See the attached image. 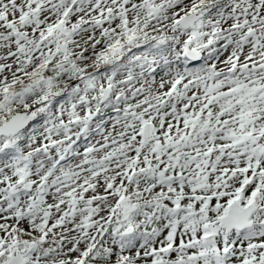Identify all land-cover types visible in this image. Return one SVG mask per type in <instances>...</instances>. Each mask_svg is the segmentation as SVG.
<instances>
[{"label": "snow or ice", "instance_id": "6c2138e0", "mask_svg": "<svg viewBox=\"0 0 264 264\" xmlns=\"http://www.w3.org/2000/svg\"><path fill=\"white\" fill-rule=\"evenodd\" d=\"M0 264H264V0H0Z\"/></svg>", "mask_w": 264, "mask_h": 264}]
</instances>
